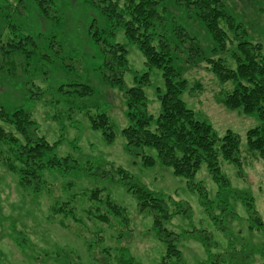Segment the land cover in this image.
Segmentation results:
<instances>
[{"label": "rangeland", "instance_id": "obj_1", "mask_svg": "<svg viewBox=\"0 0 264 264\" xmlns=\"http://www.w3.org/2000/svg\"><path fill=\"white\" fill-rule=\"evenodd\" d=\"M9 2L16 4V0ZM222 2L234 21L243 24L246 39L261 42L264 53V0ZM60 6L59 25L33 7L25 16L14 15L21 30L42 37L56 35L61 47H49L54 54L52 61L36 59L32 70L27 69L21 53L15 57L0 55V103L8 110L14 106L28 109L38 124V133L55 143L58 156L75 159L78 168L66 173L44 170L42 189L33 193L19 183L18 173L7 165L8 160L20 165L13 149L0 143V264H213L207 263L211 258L215 264H264V226L250 229L246 208L251 198L264 223V159L247 149L245 137L258 120L223 104L233 83L221 82L208 60L222 57L228 66L235 67L230 55L237 42L235 31L220 21L229 37L227 50L220 51L195 12L167 1L169 32L179 25L199 42V54L190 55L184 39L172 48L174 65L188 83L182 99L197 118L209 120L219 135L228 128L240 135V163L219 157L225 186L215 182L204 163L194 175L193 180L207 191L213 218L200 205L198 190H191L183 177L175 176L170 167L146 165L140 155L126 150L121 134L127 125L122 89L141 85L148 98V112L156 117L160 112L158 94L163 90L160 69L149 67L137 45L129 42L122 28L111 25L98 9L83 0H62ZM92 19L106 31L109 42L121 43L127 50L121 87L105 79L111 71L104 65L99 45L88 36ZM3 24L0 31L5 33L2 38L6 41L11 36ZM170 33L174 45L180 39ZM145 72L147 83L143 81ZM30 83L37 100H26ZM84 84L92 88L90 95L58 89L60 85L72 89ZM96 106L107 112L115 133L111 141L90 125L89 114L98 112ZM0 125L14 132L11 125L1 121ZM143 151L156 156V151L148 147ZM117 167L129 172L130 183L144 184L171 197L177 204L170 205L172 211L180 206V212L165 224L178 234V256L163 259L165 244L155 235L152 214L139 211L135 198L118 181ZM94 191L98 192L97 198L92 196ZM106 201L122 207L123 214L114 217L105 213ZM60 209H73V214H64ZM91 210L105 213L108 219L101 221L98 214L91 215ZM202 239L208 240L210 257Z\"/></svg>", "mask_w": 264, "mask_h": 264}, {"label": "trees", "instance_id": "obj_2", "mask_svg": "<svg viewBox=\"0 0 264 264\" xmlns=\"http://www.w3.org/2000/svg\"><path fill=\"white\" fill-rule=\"evenodd\" d=\"M83 1L90 7L98 9L111 25L122 28L128 41L136 44L145 57V63L161 71L163 90L158 94L160 112L156 117L148 112V98L141 85L122 89L127 125L121 129V134L126 140V150L133 155H140L146 165L153 166L157 163L162 167H170L175 176H181L186 180L191 190L194 188L198 190L200 205L208 215L216 218L212 215V207L208 203L205 187L193 180L194 175L204 163L215 182L225 186L226 178L221 173L219 157L240 163V135L229 128L219 135L213 124L207 119L197 118L194 111L181 97L188 83L174 65L172 48L178 47L179 42L184 39L190 49V55L199 54L197 37L190 36L179 25L172 28V33L169 32L166 26L168 0H124L122 3L119 0ZM172 1L175 6L195 12L194 14L205 24L216 42L215 48L220 51L227 50L226 43L229 39L220 21H223L229 30L235 31L237 42L230 50L235 67L228 66L222 57L208 60L211 63V70L221 82L231 81L233 83L232 90L225 93L222 99L223 104L230 109H240L244 114L257 118L258 124L249 128L245 133L246 145L249 151L256 152L264 159V53L262 43L246 39L243 24L234 21L235 18L228 12L222 0ZM61 2L62 0H16L13 6L9 0H0V25L6 24L9 36H11L10 39L3 41L2 35L5 33L0 31V55L15 57L21 53L24 57L23 61L26 60L27 69L31 70L32 61L35 62L36 59L43 60L45 63L52 61L54 54L49 47L56 46L59 49L61 47L57 36L52 34L42 37L30 30H21L14 15L22 13L25 16L28 8L33 7L43 17L59 25L61 21L57 17L61 13ZM169 33L176 34L180 40H176V43L172 45ZM88 36L99 45L104 55V65L111 71V75H105V79L121 87L122 74L127 69L126 48L121 43L109 42L106 31L96 24L95 19H92L88 26ZM40 40L44 42L39 43ZM143 81L146 83L148 81L147 72L143 74ZM32 86L33 84L30 83L27 88L26 100L39 99L33 93ZM64 88L65 85L58 87L65 93L75 91L81 95L92 93V88L86 84L81 88ZM36 93L42 95L41 91ZM96 108L98 109L96 114H89L90 125L93 129L101 130L104 137L111 141L115 133L107 112L98 106ZM0 121L11 125L14 129L15 133L6 131L0 125V143L8 146L9 150L13 149L20 165L16 166L12 160H8L7 165L11 171L18 173L19 183L26 190L36 193L42 189L44 170L66 173L78 168L75 159L57 155L55 143H50L38 133L37 122L24 106H14L8 110L0 103ZM144 147L155 150L156 156L146 154L143 151ZM117 172L120 174L118 181L135 198L139 211L152 214L155 235L165 244L163 259L178 256L180 251L175 243L178 240V234L168 229L165 224L172 215L180 212V206L172 211L170 205L177 204L171 197L150 189L144 184L130 183L128 180L131 176L122 167H117ZM97 195V191L92 193L94 198H97ZM247 200L248 227L252 230L263 229L264 223L251 198ZM96 201L99 202V200ZM105 205V213L114 215V217L123 214V208L117 204L106 201ZM67 213L73 214V209L64 211V214ZM105 213L93 212L91 215L95 217L98 214V219L105 221L108 219ZM229 213L231 214L230 211ZM222 214H225V210ZM198 232L201 235L204 230ZM207 241L202 239L209 253ZM211 242L214 243V241ZM261 253L264 255V247ZM210 256L211 253H209ZM209 262L215 264L213 258L207 261Z\"/></svg>", "mask_w": 264, "mask_h": 264}]
</instances>
